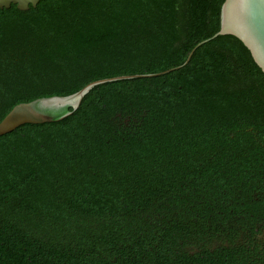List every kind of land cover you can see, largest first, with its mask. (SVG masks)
Wrapping results in <instances>:
<instances>
[{
    "label": "trees",
    "instance_id": "1",
    "mask_svg": "<svg viewBox=\"0 0 264 264\" xmlns=\"http://www.w3.org/2000/svg\"><path fill=\"white\" fill-rule=\"evenodd\" d=\"M225 0L0 8V121L18 103L184 64ZM0 264H264V71L235 35L94 86L0 136Z\"/></svg>",
    "mask_w": 264,
    "mask_h": 264
},
{
    "label": "water",
    "instance_id": "2",
    "mask_svg": "<svg viewBox=\"0 0 264 264\" xmlns=\"http://www.w3.org/2000/svg\"><path fill=\"white\" fill-rule=\"evenodd\" d=\"M41 0H0V8H10L15 4L22 11L36 7ZM237 36L251 51V54L264 71V0H225L221 7V25L211 38L199 42L190 52L187 64L194 50L218 35ZM181 65V66H183ZM181 66L160 73L119 75L94 80L80 90L69 95H52L35 98L16 104L0 121V136L12 132L25 123L55 122L72 114L83 97L96 85L127 78L152 77L167 73Z\"/></svg>",
    "mask_w": 264,
    "mask_h": 264
}]
</instances>
